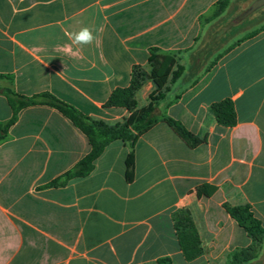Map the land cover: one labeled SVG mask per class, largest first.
Instances as JSON below:
<instances>
[{"label": "crops", "instance_id": "obj_1", "mask_svg": "<svg viewBox=\"0 0 264 264\" xmlns=\"http://www.w3.org/2000/svg\"><path fill=\"white\" fill-rule=\"evenodd\" d=\"M216 2L0 0V87L51 93L92 119L123 122L130 112L106 107L111 94L149 64L152 48L163 55L191 48L199 16ZM85 26L94 42L73 45L68 34ZM226 99L235 105L234 127L211 111ZM162 105L136 144L133 182L130 146L115 141L89 176L60 188L47 186L89 154V141L54 108L22 110L0 142V264H264V239L257 258L231 260L255 240L224 209L249 204L264 226V31ZM12 115L0 94V124ZM165 117L206 143L191 148ZM203 186L217 191L199 198ZM182 208L203 248L192 261L173 221Z\"/></svg>", "mask_w": 264, "mask_h": 264}, {"label": "trees", "instance_id": "obj_2", "mask_svg": "<svg viewBox=\"0 0 264 264\" xmlns=\"http://www.w3.org/2000/svg\"><path fill=\"white\" fill-rule=\"evenodd\" d=\"M230 1L218 0L219 8L211 19L224 13ZM261 31L262 29H259L247 35L245 40L253 38ZM179 62L180 59L176 54L163 55L159 53V49L152 48L149 58V64L152 67L150 79L155 86V90L149 95V103L144 107H139L136 93L144 85L145 79L144 77L139 79L136 74L137 68H135L130 85L116 89L106 103V107L126 109L130 112L128 118L116 124L92 119L75 106L60 100L51 93L46 92L25 96L10 88L0 87V94L6 97L13 113L8 123L0 124V142L6 139L11 127L18 122L19 114L22 110L34 106H48L56 109L65 118L69 119L87 137L91 150L72 169L52 181L47 187H65L75 178L89 176L95 170L96 161L101 157L105 149L115 141H122L130 146L131 150L126 161V179L131 183L135 178L136 144L144 134L159 122L158 107L166 99L167 93L171 91L170 86L174 85L184 73V67ZM2 77L5 76L0 75V78ZM171 104L169 103L168 106ZM211 111L219 125L223 127H234L237 125V113L232 100L226 99L213 104ZM164 120L186 140L191 148H197L206 143V138H198L179 121L169 117H165ZM216 191V188L203 186L198 188L197 196L199 198L203 196L211 197ZM224 209L238 223L239 227L255 240L253 246L240 256H231V260L246 263L257 258L261 249V241L264 239V226L255 217L252 207L249 204L240 206L225 204ZM173 221L186 260L192 261L201 256L203 254L202 243L190 211L182 208L175 213ZM158 264H173V262L170 258H162L158 260Z\"/></svg>", "mask_w": 264, "mask_h": 264}, {"label": "rangeland", "instance_id": "obj_3", "mask_svg": "<svg viewBox=\"0 0 264 264\" xmlns=\"http://www.w3.org/2000/svg\"><path fill=\"white\" fill-rule=\"evenodd\" d=\"M218 8L217 0L209 12L199 16L197 37L191 48L171 53L180 59L184 73L170 86L171 91L158 108H163L162 104L171 100L180 90L204 81L221 60L248 42L249 39L245 40L247 35L259 29L264 31V0H231L224 13L211 19ZM159 53L163 54L161 50ZM136 68L139 79H145L144 85L136 93V99L143 107L149 103V95L155 90L150 79L152 67L148 64ZM146 90L149 91L146 93Z\"/></svg>", "mask_w": 264, "mask_h": 264}, {"label": "clouds", "instance_id": "obj_4", "mask_svg": "<svg viewBox=\"0 0 264 264\" xmlns=\"http://www.w3.org/2000/svg\"><path fill=\"white\" fill-rule=\"evenodd\" d=\"M68 35L72 44L76 46L90 45L95 40L93 30L87 26L82 27L77 32L69 33Z\"/></svg>", "mask_w": 264, "mask_h": 264}]
</instances>
